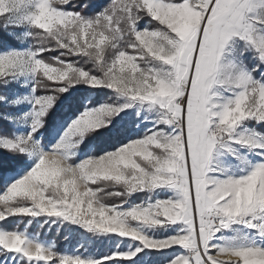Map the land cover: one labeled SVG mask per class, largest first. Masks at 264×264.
Masks as SVG:
<instances>
[{"label": "snow or ice", "instance_id": "6c2138e0", "mask_svg": "<svg viewBox=\"0 0 264 264\" xmlns=\"http://www.w3.org/2000/svg\"><path fill=\"white\" fill-rule=\"evenodd\" d=\"M0 264H264V0H0Z\"/></svg>", "mask_w": 264, "mask_h": 264}, {"label": "trees", "instance_id": "16d2710c", "mask_svg": "<svg viewBox=\"0 0 264 264\" xmlns=\"http://www.w3.org/2000/svg\"><path fill=\"white\" fill-rule=\"evenodd\" d=\"M21 227H23V225H21ZM65 237H68V239H65ZM46 238L53 239L60 250H64L68 243L75 242L73 237H69V230L66 228H61L58 233L56 231H52L48 233Z\"/></svg>", "mask_w": 264, "mask_h": 264}, {"label": "rangeland", "instance_id": "374dc122", "mask_svg": "<svg viewBox=\"0 0 264 264\" xmlns=\"http://www.w3.org/2000/svg\"><path fill=\"white\" fill-rule=\"evenodd\" d=\"M47 235H48V233H47ZM69 237L72 238L73 235H70V234H69ZM47 239H48V238H47ZM49 240H53V239H49ZM75 243H76V242L68 243V244L66 245L65 249H69V250H70L72 247L75 246Z\"/></svg>", "mask_w": 264, "mask_h": 264}]
</instances>
